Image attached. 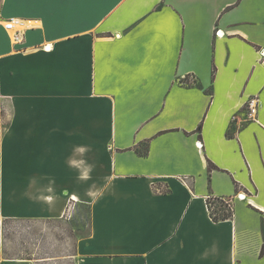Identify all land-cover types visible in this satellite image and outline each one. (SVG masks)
<instances>
[{
  "label": "crops",
  "instance_id": "1",
  "mask_svg": "<svg viewBox=\"0 0 264 264\" xmlns=\"http://www.w3.org/2000/svg\"><path fill=\"white\" fill-rule=\"evenodd\" d=\"M84 205L75 264H264V0H0V264Z\"/></svg>",
  "mask_w": 264,
  "mask_h": 264
},
{
  "label": "rangeland",
  "instance_id": "2",
  "mask_svg": "<svg viewBox=\"0 0 264 264\" xmlns=\"http://www.w3.org/2000/svg\"><path fill=\"white\" fill-rule=\"evenodd\" d=\"M214 206L229 208L225 199L215 200ZM3 229L8 257L32 258L36 264H75L76 243L90 231V210L84 205L62 219H7Z\"/></svg>",
  "mask_w": 264,
  "mask_h": 264
},
{
  "label": "clouds",
  "instance_id": "3",
  "mask_svg": "<svg viewBox=\"0 0 264 264\" xmlns=\"http://www.w3.org/2000/svg\"><path fill=\"white\" fill-rule=\"evenodd\" d=\"M90 151V146L87 144L77 145L73 149V155L69 158V166L75 167L78 171L79 178L90 179L94 166L88 163L86 159L87 152Z\"/></svg>",
  "mask_w": 264,
  "mask_h": 264
},
{
  "label": "built area",
  "instance_id": "4",
  "mask_svg": "<svg viewBox=\"0 0 264 264\" xmlns=\"http://www.w3.org/2000/svg\"><path fill=\"white\" fill-rule=\"evenodd\" d=\"M14 21L13 20H9V22L6 23V28L8 29H12L14 27ZM221 30H219L217 32L218 35H220ZM247 107H248V115L249 117L253 118L255 115H257L258 113V109H259V105H260V100L257 96H253L251 98L248 99L247 103H246ZM245 196V195H244ZM238 197L240 199H243L242 197V193L238 194ZM245 198V197H244ZM226 204L231 208V200H226Z\"/></svg>",
  "mask_w": 264,
  "mask_h": 264
},
{
  "label": "trees",
  "instance_id": "5",
  "mask_svg": "<svg viewBox=\"0 0 264 264\" xmlns=\"http://www.w3.org/2000/svg\"><path fill=\"white\" fill-rule=\"evenodd\" d=\"M230 135H232V133ZM141 153L146 154L147 151L144 150ZM208 202H209V207L211 211V216L215 221L226 220L233 215L232 208L230 207L229 208H223V207L216 208L215 206H213L211 201H208Z\"/></svg>",
  "mask_w": 264,
  "mask_h": 264
},
{
  "label": "bare ground",
  "instance_id": "6",
  "mask_svg": "<svg viewBox=\"0 0 264 264\" xmlns=\"http://www.w3.org/2000/svg\"><path fill=\"white\" fill-rule=\"evenodd\" d=\"M242 197L244 198L245 196L242 194Z\"/></svg>",
  "mask_w": 264,
  "mask_h": 264
}]
</instances>
